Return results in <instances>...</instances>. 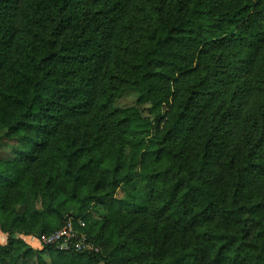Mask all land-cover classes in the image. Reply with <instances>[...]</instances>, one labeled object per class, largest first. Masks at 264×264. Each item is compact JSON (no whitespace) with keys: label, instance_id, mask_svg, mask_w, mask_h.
<instances>
[{"label":"trees","instance_id":"16d2710c","mask_svg":"<svg viewBox=\"0 0 264 264\" xmlns=\"http://www.w3.org/2000/svg\"><path fill=\"white\" fill-rule=\"evenodd\" d=\"M21 2L0 0V264H264V0ZM145 211L193 240L105 250ZM69 219L101 251L34 247Z\"/></svg>","mask_w":264,"mask_h":264},{"label":"rangeland","instance_id":"374dc122","mask_svg":"<svg viewBox=\"0 0 264 264\" xmlns=\"http://www.w3.org/2000/svg\"><path fill=\"white\" fill-rule=\"evenodd\" d=\"M26 0H22L21 5L19 7H22L24 2ZM137 100V95L133 92H128L123 97L121 101H119L118 105L120 107H130L135 105V102ZM170 103L172 104V98L170 100ZM226 107V106H225ZM223 107V109H225ZM142 109H145L143 111L144 116H147V107H143ZM258 110V117L255 120V123H253L250 127V132L253 126L256 125V135L255 138L257 139L260 134L264 133V98H261L260 104L257 106ZM164 113H167L169 111L168 106L164 107ZM14 142H5L0 147V158L1 159H11L13 157L12 153V146ZM226 156H222V160L225 159ZM221 160V161H222ZM264 172V171H263ZM257 175V174H256ZM254 178L252 177L251 180ZM258 185L264 187V173L255 176V182L253 186L256 188ZM121 192H118L117 197H121ZM102 214L106 215V212H102ZM99 221H101V217H97ZM69 221H73V219H69ZM103 221V220H102ZM105 226L102 227L104 230V233H108L109 230H113V237L108 244V247H105V250H109L115 247L117 245L116 239L118 236L123 235L126 237H131L137 241L139 246L141 248L145 247L146 244L151 243L154 241V238L158 236L159 243L165 242L168 247L173 246V244H179L180 242L188 244L193 240L192 235H184L176 230H169L168 238L166 241H164V237L162 236V227L166 226V223L160 222L156 218H154L149 212L145 211L139 215H132L130 217H126L120 220L115 221L114 223H107L105 222ZM158 225V230H155V227ZM64 228V227H63ZM62 228V229H63ZM0 242L5 243L6 242V236L1 232L0 230ZM34 247L38 250H43L44 246L34 244ZM99 251H101L100 248H98ZM104 250V248L102 249ZM43 257L45 258L46 262L50 263L49 254L43 253ZM127 264H137L135 259H131Z\"/></svg>","mask_w":264,"mask_h":264},{"label":"built area","instance_id":"2783aa9c","mask_svg":"<svg viewBox=\"0 0 264 264\" xmlns=\"http://www.w3.org/2000/svg\"><path fill=\"white\" fill-rule=\"evenodd\" d=\"M81 228L85 227L83 221L78 222ZM38 243L42 246L57 245L61 250H69L75 248L78 251H95L99 252V249L90 242L85 233L78 231L73 221H69L63 229L59 230L53 235L43 236Z\"/></svg>","mask_w":264,"mask_h":264}]
</instances>
